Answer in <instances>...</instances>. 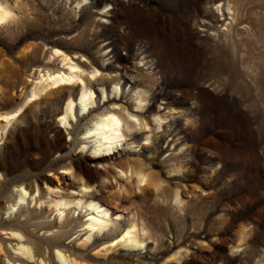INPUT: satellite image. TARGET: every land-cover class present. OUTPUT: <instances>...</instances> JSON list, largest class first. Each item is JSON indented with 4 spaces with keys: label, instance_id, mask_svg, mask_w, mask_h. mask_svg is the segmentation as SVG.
I'll return each instance as SVG.
<instances>
[{
    "label": "rangeland",
    "instance_id": "obj_1",
    "mask_svg": "<svg viewBox=\"0 0 264 264\" xmlns=\"http://www.w3.org/2000/svg\"><path fill=\"white\" fill-rule=\"evenodd\" d=\"M7 2L17 16L0 22V113L24 108L0 135V264H264V0H233L234 12L226 0ZM54 47L85 76L99 71L95 103L68 127L76 87L23 104L39 70L62 67ZM109 109L147 124L95 152L84 132ZM20 185L33 191L17 205ZM56 194H92L118 215L84 243L95 211L56 208ZM131 220L142 246L104 251Z\"/></svg>",
    "mask_w": 264,
    "mask_h": 264
},
{
    "label": "bare ground",
    "instance_id": "obj_2",
    "mask_svg": "<svg viewBox=\"0 0 264 264\" xmlns=\"http://www.w3.org/2000/svg\"><path fill=\"white\" fill-rule=\"evenodd\" d=\"M82 1L83 0H73L76 6H80ZM222 5H224L228 11L234 12L237 9L235 3H233V0H226V2ZM216 9H221L220 4L217 5ZM16 16L17 13L15 12L14 7L12 5H9L7 0L0 2V22H4L9 19H14ZM231 18H234L233 14H231ZM49 58H57L61 63L62 67L54 70L46 69L42 73H40L41 71L39 70L38 75L36 77L38 80L33 83V86L30 89V94L23 104L35 101L43 93H50L51 91L49 90L51 88L61 89L62 87L67 86L69 88L76 87V98H74L72 94L67 97L64 103L63 112L61 114L62 116L60 117L61 124L68 127L69 119L75 117V107H77V109L81 113H85L89 110V107L93 105V103H95V91L93 90L91 79L97 78V76L99 75V71L95 68H92L91 70L86 72L88 74H86L85 76L84 69L81 68V66L77 62H75L68 53L64 52L62 49L57 47L51 49ZM102 83L103 82H101V84ZM112 90L113 92L117 93L119 91L118 85L115 84ZM101 91L102 97L104 98L106 96V91L104 87L101 88ZM136 103L137 107H142V96L140 92L138 93ZM23 108L22 106H20L14 111L0 113V120H2V124H0V135H2L4 131L6 132V128L8 127V125L16 118V116L21 112V109ZM154 120L157 122V126L159 127L161 126V123L164 119L160 115H154ZM146 124L147 123H143L142 121H140V118L128 112H125L123 110L109 109L108 112L99 116L92 122V125L85 130L84 136H91L94 138L95 152H111L123 141L126 135V131H130L131 129H135L136 127H141V125L145 126ZM82 148H84V146ZM132 173L136 176L137 182H147V173L143 172L140 169H134ZM81 186L87 188L89 185H86V183L82 182ZM48 189V191H50L49 193H54L53 186L52 188H50L49 186ZM28 190L33 191V188H25L24 186L20 185L16 189L17 205L24 202L28 195H32L31 192H28ZM92 194H89L88 197H75L73 195H69L67 197V195L56 194L55 196H51V199L49 200L50 205H53L59 209H63L64 207H67L68 205L73 203L77 206L83 205L84 207H86V209H91L95 211L92 212L93 215L91 216L90 221L87 223L89 233L83 240L84 243L88 242L91 239V234L95 233L96 231H103V229L107 226L108 222L111 220V214L118 215L117 213L110 211V207L107 204L103 203L104 200L93 197ZM176 198L179 200L178 195H176ZM32 200H34V196H32ZM9 209L13 210L12 206ZM99 214H102V216ZM11 234L17 235L20 238L22 237V235L17 231H11ZM113 240L115 241L109 242V244L103 248L104 251L113 249L118 245L127 246L131 248H138L141 247L143 244V239L140 237L137 231V224L134 220H131L130 225L127 228L123 229L122 233H120V235L114 238ZM18 250L21 251V253L26 258L31 257L30 247L25 243H21L18 247ZM64 256L65 254L62 253L59 248H57V259L61 260ZM66 257L70 259L71 264H88L86 262H81L75 256H71L70 254H66ZM40 261L43 262V259L41 258Z\"/></svg>",
    "mask_w": 264,
    "mask_h": 264
}]
</instances>
